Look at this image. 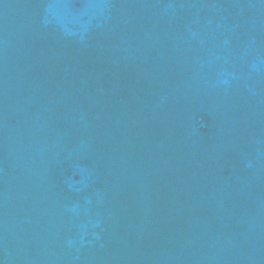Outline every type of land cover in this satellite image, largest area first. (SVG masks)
Wrapping results in <instances>:
<instances>
[{"label":"water","instance_id":"obj_1","mask_svg":"<svg viewBox=\"0 0 264 264\" xmlns=\"http://www.w3.org/2000/svg\"><path fill=\"white\" fill-rule=\"evenodd\" d=\"M0 264H264V0H0Z\"/></svg>","mask_w":264,"mask_h":264}]
</instances>
